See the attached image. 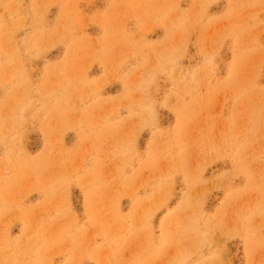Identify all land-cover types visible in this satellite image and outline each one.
<instances>
[{
	"label": "rangeland",
	"instance_id": "rangeland-1",
	"mask_svg": "<svg viewBox=\"0 0 264 264\" xmlns=\"http://www.w3.org/2000/svg\"><path fill=\"white\" fill-rule=\"evenodd\" d=\"M0 264H264V0H0Z\"/></svg>",
	"mask_w": 264,
	"mask_h": 264
}]
</instances>
